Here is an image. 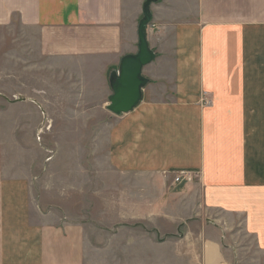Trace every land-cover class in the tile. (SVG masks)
<instances>
[{"label": "crops", "instance_id": "crops-1", "mask_svg": "<svg viewBox=\"0 0 264 264\" xmlns=\"http://www.w3.org/2000/svg\"><path fill=\"white\" fill-rule=\"evenodd\" d=\"M145 2L0 0V25L17 17L39 32L42 55L95 64L109 101L111 74L138 52ZM152 13L147 36L158 70L140 105L114 127L109 171L141 180L124 199L141 208L142 221L154 207L177 230H145L138 245L121 226L99 244L90 226L43 223L32 209L30 177L6 165L0 147V264H231L208 205L216 202L210 193H264V0H160ZM182 172L191 180L176 182ZM253 208L254 228L264 234V195Z\"/></svg>", "mask_w": 264, "mask_h": 264}, {"label": "rangeland", "instance_id": "rangeland-1", "mask_svg": "<svg viewBox=\"0 0 264 264\" xmlns=\"http://www.w3.org/2000/svg\"><path fill=\"white\" fill-rule=\"evenodd\" d=\"M151 30L155 34V26ZM38 37L17 17L0 25V147L6 165L19 166L30 177L35 215L51 225L90 226L101 237L99 244L121 226L134 233L138 245L145 230L173 233L178 227L165 222L164 210L155 213L150 207V221H142L141 208L125 202L126 192L139 189L141 180L109 171L111 137L125 115L108 111V86L105 81V89L98 87L97 66L44 56ZM157 70L152 63L144 76L149 79ZM165 191L172 214L175 198L170 187ZM151 194L161 196L156 190ZM263 195L246 188L210 193L216 199L208 205L210 216L225 232L222 243L231 264H264V234L253 223V204ZM125 214L131 221L119 222Z\"/></svg>", "mask_w": 264, "mask_h": 264}, {"label": "water", "instance_id": "water-1", "mask_svg": "<svg viewBox=\"0 0 264 264\" xmlns=\"http://www.w3.org/2000/svg\"><path fill=\"white\" fill-rule=\"evenodd\" d=\"M159 1L146 0L144 3L137 32L138 52L124 56L118 71L110 76L112 94L107 109L115 116L131 113L143 100V90L149 84V79L144 76V69L157 58L149 45L147 32L153 21L152 5Z\"/></svg>", "mask_w": 264, "mask_h": 264}, {"label": "built area", "instance_id": "built-area-1", "mask_svg": "<svg viewBox=\"0 0 264 264\" xmlns=\"http://www.w3.org/2000/svg\"><path fill=\"white\" fill-rule=\"evenodd\" d=\"M202 104L204 106H210L212 104V101L209 99L208 93L207 92H203L202 94ZM189 174L187 173H180L178 176H176L175 181L176 182H180L181 180H185L187 179L188 181L191 180L190 177L188 176Z\"/></svg>", "mask_w": 264, "mask_h": 264}]
</instances>
